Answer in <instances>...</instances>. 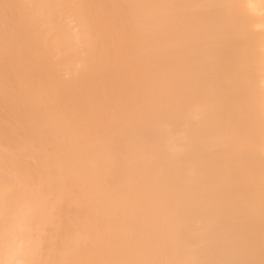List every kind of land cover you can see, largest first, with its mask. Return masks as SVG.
<instances>
[{
  "label": "bare ground",
  "instance_id": "6f19581e",
  "mask_svg": "<svg viewBox=\"0 0 264 264\" xmlns=\"http://www.w3.org/2000/svg\"><path fill=\"white\" fill-rule=\"evenodd\" d=\"M0 264H264V0H0Z\"/></svg>",
  "mask_w": 264,
  "mask_h": 264
},
{
  "label": "rangeland",
  "instance_id": "374dc122",
  "mask_svg": "<svg viewBox=\"0 0 264 264\" xmlns=\"http://www.w3.org/2000/svg\"><path fill=\"white\" fill-rule=\"evenodd\" d=\"M257 254H258V252H254V254H253V259H258V256H257Z\"/></svg>",
  "mask_w": 264,
  "mask_h": 264
}]
</instances>
